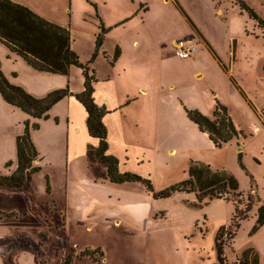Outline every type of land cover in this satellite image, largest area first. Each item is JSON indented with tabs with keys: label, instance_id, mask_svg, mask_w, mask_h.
<instances>
[{
	"label": "crops",
	"instance_id": "obj_1",
	"mask_svg": "<svg viewBox=\"0 0 264 264\" xmlns=\"http://www.w3.org/2000/svg\"><path fill=\"white\" fill-rule=\"evenodd\" d=\"M14 1L28 6L45 18L70 28L72 49L79 55L82 62H89V67L93 71L95 78L94 100L98 105H105L107 109L103 122L107 129L108 153L118 158L120 171L133 172L149 178L155 190L163 188L156 185L154 171L157 163L165 162L167 165L168 161L165 156H157L156 152L150 154L146 151L139 156V120L143 125L142 127L147 129V134L143 133L144 137L146 139L152 138L156 146L168 145L175 140L182 139L191 141L192 145H196L198 142L195 139L201 138L200 147L204 148L209 144L215 147L208 134L200 131L195 123L192 122L195 124L193 127H197L195 132L186 130L183 123H187V121L183 119V115H180V121H177L176 113L183 108L185 114V109H198L205 115H211L217 101L228 110L225 105L226 102H222L218 97L210 98L212 102L208 106L196 103H187L183 107L179 104L173 107V103L164 105L160 114L151 121L142 119V116L139 117V101L142 100L149 107L148 101L150 102L151 92L142 80L139 81V72L126 67V63L122 59V44L117 43L120 41L110 38L111 30L128 19L125 18L120 21L122 17L126 16L122 0L53 1L52 7L55 10H61L64 7L63 9L68 12L71 10V14L75 10L82 11L83 16L86 15L88 20L92 19L93 22H90L92 23L90 25H93V28H85V26L76 28L72 19L71 22L70 20L62 21L47 12L43 13L38 7V0ZM76 1L79 4L75 6L74 2ZM110 1H114L115 8L118 2H122L119 8L122 12L121 15L113 17V15L105 12L107 11L106 4ZM162 1L169 4L173 10L177 9L188 24L190 23L189 19L192 21L179 0ZM140 8H142V12H146L149 6L147 3H141ZM97 14L104 25L108 27L109 37L106 33L98 54L90 61L94 51L95 37L99 31L100 21ZM194 26L191 28L192 33L172 40L170 45H172L173 54L177 56L173 47L176 40L185 36L194 37L198 42V47L193 54L188 58L177 57L184 60L183 63L185 64L187 62L196 64L201 57H208L216 65L217 70L223 76L229 77L238 91L244 97L249 98L250 95L243 90L234 77L233 69L241 57L238 56L236 41L231 40L228 55L224 57L195 24ZM201 44L203 48L199 49ZM116 47H119V55L112 61ZM135 57L130 58V62L137 65L139 63L138 57ZM0 67L11 82L22 86L36 97H42L55 88H63L67 85L74 93L83 89L84 77L79 67L70 66L68 74L39 71L28 65L21 56L11 52L2 41H0ZM129 79H131V83ZM173 87V82L168 85V89ZM158 100H163L161 93L158 94ZM252 106L258 116L260 112L262 114L264 107L259 109L254 104ZM149 110H151L150 107ZM48 114L46 119L29 117L20 108L7 103L0 95L2 142H7L2 146V156H15L12 166H6L11 167L4 174H10L16 168V136L23 131L24 124L20 125L21 122L30 118V123L38 122L39 125L37 128L31 129L30 132L31 139L39 154V158L34 164L39 165L41 167L39 172H42L45 166L40 165V154L49 156L53 151H56L58 156H61V162L63 161V167L62 164L60 166L64 180L62 194L55 199L45 201H38L36 194L33 191L35 194L33 195L31 190L27 193L0 188V264H18L17 260L22 255L34 260L37 258L41 262L50 253L55 254L58 258V264H61L69 248L74 249L76 255L72 264H76L78 259L87 258L91 260L88 256H78L79 252L87 248L91 250L98 248L102 252L101 260L97 262L91 260L95 264H119L118 258L127 254H132L139 260V241L135 242L133 239L136 237L139 239V231L142 234L148 232L147 227L153 223L158 214L160 217L164 215V211L156 213L154 209L156 198L141 182H112L107 176L105 166L88 155V144L96 146L97 139L89 135L86 125L87 111L74 95L65 96L56 102L49 109ZM186 118L190 121L187 115ZM137 147L138 149H136ZM135 151L136 153L133 155ZM168 151L174 153V148L168 149ZM200 161L208 163L202 158ZM186 170L187 166L182 173L185 174ZM252 187L251 192H255L256 189ZM179 193L185 192H174L171 196ZM188 194L195 197L193 193ZM212 200L227 201L223 198ZM196 202L195 200L188 203L193 205ZM206 216H203L202 226L205 224ZM51 225L58 227L62 233L54 235ZM194 228L189 237H193L197 231L201 233L200 230H203L198 225V219L194 221ZM105 239L112 242H106ZM117 239H119L118 243ZM109 243L111 246L106 248L105 245H109ZM46 244L50 246L49 251L45 249ZM134 249H137L138 252L134 253L132 251ZM213 255L215 259L212 262L210 259L211 264H219L215 248V236ZM26 256L23 258L25 259ZM236 262L238 261L235 259L234 264Z\"/></svg>",
	"mask_w": 264,
	"mask_h": 264
},
{
	"label": "rangeland",
	"instance_id": "obj_2",
	"mask_svg": "<svg viewBox=\"0 0 264 264\" xmlns=\"http://www.w3.org/2000/svg\"><path fill=\"white\" fill-rule=\"evenodd\" d=\"M53 1L55 0H38V7L43 13L47 12L56 19L70 20V22L72 19L76 28L81 26L93 28V25H90L92 24L90 22H93L92 19L88 20L86 15L83 16L82 11L75 10L71 14V10L68 12L63 9L64 7L61 10H55L52 7ZM122 1L126 16L120 21L128 19L111 30L110 38L120 41L117 43L122 44V59L126 67L137 70L139 81L142 80L151 92L150 102L148 101L151 110L142 100L139 101V117L142 116V119L151 121L160 114L164 105L173 103V107L176 104L183 107L187 103H196L208 106L212 102L210 98L218 97L222 102H226L229 115L237 129L242 131L239 138L221 147H212L210 144L204 148L200 147L201 138L195 139L198 142L196 145L182 139L168 145L156 146L152 138L144 137L143 133L147 134V129L142 127L139 120V156L146 151L150 154L156 152L157 156H165L167 165L165 162L157 163L154 171L156 185L163 188L184 179L186 173L182 171H185L186 166L188 167L190 160L200 161L201 158L208 161L206 164L213 169L223 168L232 173L238 179L239 189L244 191V194L251 191L253 186L256 189L252 192L255 204L248 213V217L240 222L234 238L230 237L227 245L222 246L223 264H234L235 259H240L241 263L245 264L242 252L247 248L253 250L250 257L258 253L259 264H264V223H257L259 206L264 201V115L260 112V119L252 106L254 104L259 109L264 107V28L239 7L237 0H179L194 24L224 57L228 55L231 40L236 41L238 56L242 59L241 57L238 59L233 69L234 77L243 90L250 95L249 99L238 91L229 77L223 76L217 70L216 65L208 57H201L196 64L190 62L185 64L184 60L173 54L172 45H170L172 40L192 33L187 20L177 9L173 10L162 0ZM245 1L264 19V0ZM121 3L118 2L115 8L114 1L108 2L105 12L113 17L121 15L122 12L119 9ZM141 3H147L149 6L146 12H142ZM77 4H79L78 1L74 2L75 6ZM107 37H109L108 33ZM134 41L135 44H133ZM201 48H203L202 44L199 46V49ZM133 56L138 57L137 65L130 62ZM129 82L131 83V79ZM172 82L174 87L168 89V85ZM159 89L160 91L157 92ZM159 93L162 94L161 101L158 100ZM180 115H183V119L187 121L183 123L184 128L195 132L197 127H193L195 125L193 121H188L183 108L176 113L177 121H180ZM23 124L24 121L20 125ZM2 135L0 127V173L4 174L12 166L6 167V162L13 161L15 156H2V146L7 144L2 142ZM172 148L174 153L168 151ZM240 150L242 153L238 154ZM135 153L136 151L133 155ZM239 156L241 161L238 160ZM40 158V165L45 166V169L39 172L40 168L31 175V193L36 194L38 201L55 199L63 192L64 180L60 166L62 164L63 167V161L61 162V156H58L56 151L49 156L40 154ZM221 198L226 199L224 196ZM257 199L260 202H257ZM195 200L197 201L188 193L156 199L154 209L156 213L164 211V215L160 217L158 214L153 223L147 227L148 232L142 234L139 231V239L137 237L133 239L135 242L139 241V260L132 254H127L118 258L119 264H211L215 259L213 253L216 230L222 224L229 225L233 203L230 200H209L206 201L207 203L196 202V205L188 203ZM204 215L207 216L202 226ZM196 219L203 230L189 237L195 229ZM51 229L54 235L62 233L53 225ZM56 229L57 231H54ZM223 238L227 239L226 235ZM105 240L112 242L109 239ZM118 242L119 239H117ZM110 246L111 243L105 245L106 248ZM45 249L49 251L50 246L46 244ZM132 251L138 252L137 249ZM25 256H20L17 263L58 264L57 256L51 253L41 262L37 258L34 260L28 256L24 259ZM76 264L95 263L83 258L78 259Z\"/></svg>",
	"mask_w": 264,
	"mask_h": 264
},
{
	"label": "trees",
	"instance_id": "obj_3",
	"mask_svg": "<svg viewBox=\"0 0 264 264\" xmlns=\"http://www.w3.org/2000/svg\"><path fill=\"white\" fill-rule=\"evenodd\" d=\"M92 4L95 6L94 3ZM237 4L260 27L264 28V19L245 0H237ZM97 17L100 21L99 31L95 37L94 51L90 61L98 54L108 32V27L104 25L98 14ZM189 22L191 28H194L190 19ZM0 41L5 43L11 52L21 56L28 65L39 71L68 74L72 65L82 70L84 80L81 91L74 93L67 85L63 88H55L42 97H36L22 86L11 82L0 67V95L7 103L20 108L29 117L37 119H46L49 109L56 102L65 96L74 95L87 111L86 125L89 135L97 139L96 146L88 144L87 153L105 166L107 176L112 182H141L156 199L167 198L174 192H185L193 193L198 203L223 196L226 200L232 201L233 213L229 225L220 226L215 234L218 263L223 264L222 246L227 245L230 237L234 238L240 222L248 217V213L255 204L252 192L248 191L244 194L239 189L238 179L227 170L213 169L209 164L200 161L189 163L186 170L187 176L184 179L159 190L154 189L149 178L133 172L120 171L118 158L108 153L107 129L103 122L107 109L105 105H98L94 100V74L89 67V62H82L79 55L72 49L70 28L39 15L22 3L14 0H0ZM118 55L119 47H116L112 61ZM185 110L187 117L198 126L200 131L208 134L215 147H221L242 135V131L237 129L227 108L218 101L211 115H205L198 109ZM38 126V122L30 123L28 118L24 120L23 131L16 136L15 140L16 168L10 174L0 173V188L30 192L31 175L41 168L34 164L39 154L30 135L31 129ZM241 153L240 150L238 154ZM238 160L241 161V156ZM11 164V160L6 162V166ZM257 202L260 200L257 199ZM257 223H264V201L259 206ZM224 235L227 239L223 238ZM252 251V248H247L242 252L244 261L241 260L245 264H259L258 253L250 257ZM75 256V250L69 248L61 264H72ZM78 256H88L92 261L97 262L101 260L102 252L98 248L93 250L87 248L79 252Z\"/></svg>",
	"mask_w": 264,
	"mask_h": 264
},
{
	"label": "built area",
	"instance_id": "obj_4",
	"mask_svg": "<svg viewBox=\"0 0 264 264\" xmlns=\"http://www.w3.org/2000/svg\"><path fill=\"white\" fill-rule=\"evenodd\" d=\"M174 53L180 58H188L198 47V42L191 36H185L176 40L173 43ZM264 115V111H263ZM236 264H242L240 259L237 260Z\"/></svg>",
	"mask_w": 264,
	"mask_h": 264
}]
</instances>
